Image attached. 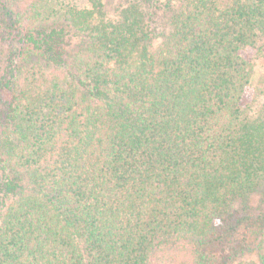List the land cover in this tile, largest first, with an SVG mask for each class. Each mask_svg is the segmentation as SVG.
<instances>
[{"label": "trees", "instance_id": "obj_1", "mask_svg": "<svg viewBox=\"0 0 264 264\" xmlns=\"http://www.w3.org/2000/svg\"><path fill=\"white\" fill-rule=\"evenodd\" d=\"M113 2L0 0V264H264V0Z\"/></svg>", "mask_w": 264, "mask_h": 264}, {"label": "rangeland", "instance_id": "obj_2", "mask_svg": "<svg viewBox=\"0 0 264 264\" xmlns=\"http://www.w3.org/2000/svg\"><path fill=\"white\" fill-rule=\"evenodd\" d=\"M118 0H114L112 5H114ZM78 6L83 5L82 0H72ZM156 23H159L158 20L155 21L152 28L155 29ZM260 45L263 47V53L258 58L254 54V69L253 75L251 78L250 88L248 89L247 97L248 101L252 103L254 111L264 109V40L260 42ZM264 199V186L263 189L253 195L250 204L257 206L260 203V200Z\"/></svg>", "mask_w": 264, "mask_h": 264}]
</instances>
